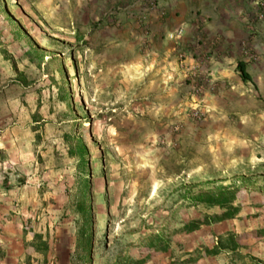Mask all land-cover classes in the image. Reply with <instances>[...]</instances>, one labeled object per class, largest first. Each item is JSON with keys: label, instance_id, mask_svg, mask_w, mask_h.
<instances>
[{"label": "rangeland", "instance_id": "obj_1", "mask_svg": "<svg viewBox=\"0 0 264 264\" xmlns=\"http://www.w3.org/2000/svg\"><path fill=\"white\" fill-rule=\"evenodd\" d=\"M75 15L0 0V264H264V93L235 99L216 141L181 135L147 45ZM218 187L238 188L237 215L196 200Z\"/></svg>", "mask_w": 264, "mask_h": 264}, {"label": "crops", "instance_id": "obj_2", "mask_svg": "<svg viewBox=\"0 0 264 264\" xmlns=\"http://www.w3.org/2000/svg\"><path fill=\"white\" fill-rule=\"evenodd\" d=\"M57 1L72 7L75 21L82 15L80 21L97 22L100 39L131 46L138 55L147 45L148 61L169 82V117L172 123L183 122L181 135L216 141L239 115L236 102L264 93V23L248 29L255 14L250 0H47ZM177 31L180 36L171 39ZM240 62L250 81L241 79ZM199 80L197 95L209 112L196 126L185 111Z\"/></svg>", "mask_w": 264, "mask_h": 264}, {"label": "trees", "instance_id": "obj_3", "mask_svg": "<svg viewBox=\"0 0 264 264\" xmlns=\"http://www.w3.org/2000/svg\"><path fill=\"white\" fill-rule=\"evenodd\" d=\"M237 68L240 73L241 79L243 81L251 80L242 62L238 63ZM241 180L247 181L248 179L241 178ZM237 191H238V188L231 189V188L218 187L215 192H207V193L201 194L197 197L196 200L199 203L205 204L207 207H217V208L224 210V212L219 215L220 219L223 220L226 218H231L232 216H235L238 213V207L233 205L236 199ZM219 216H214L213 218H219ZM199 224L201 225L205 223H203V221L201 222L191 221L184 225V229L187 232H192L194 230H197ZM150 247L157 252L164 253L170 249V241L167 239H164L160 234H158L152 238ZM85 258L87 257L85 256ZM144 263L145 261L142 259V260L135 261L134 264H144ZM114 264H123V263L115 262Z\"/></svg>", "mask_w": 264, "mask_h": 264}, {"label": "built area", "instance_id": "obj_4", "mask_svg": "<svg viewBox=\"0 0 264 264\" xmlns=\"http://www.w3.org/2000/svg\"><path fill=\"white\" fill-rule=\"evenodd\" d=\"M250 2L255 7V14L253 18L249 21L248 29L250 31H254L256 23H264V0H250ZM181 32L177 31L175 34L171 35V39L178 38L180 36ZM201 80H199L198 85L195 86L194 91L199 93L201 88L199 86V83ZM209 112V109L207 106L204 105L202 102H196L195 108L193 109V115L194 116H203L205 113Z\"/></svg>", "mask_w": 264, "mask_h": 264}]
</instances>
